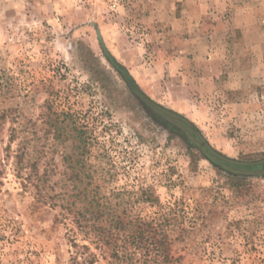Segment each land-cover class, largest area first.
I'll list each match as a JSON object with an SVG mask.
<instances>
[{
    "label": "rangeland",
    "instance_id": "rangeland-1",
    "mask_svg": "<svg viewBox=\"0 0 264 264\" xmlns=\"http://www.w3.org/2000/svg\"><path fill=\"white\" fill-rule=\"evenodd\" d=\"M151 103L263 162L264 0H0V264H124L69 231L93 198L170 219L172 264H264V170Z\"/></svg>",
    "mask_w": 264,
    "mask_h": 264
},
{
    "label": "trees",
    "instance_id": "trees-1",
    "mask_svg": "<svg viewBox=\"0 0 264 264\" xmlns=\"http://www.w3.org/2000/svg\"><path fill=\"white\" fill-rule=\"evenodd\" d=\"M151 104L153 108L162 112L161 115H165L174 124L185 129L213 163L239 174L258 173L264 170V161L242 163L221 155L209 146L195 125L186 118L155 103ZM13 141L14 137L11 136L10 142ZM24 156L25 152L21 150L18 155L19 164ZM32 170L27 178L35 182L32 179L33 167ZM36 178L38 181L35 188L41 200H44L46 196H49L44 193L46 188L43 185L46 182L47 173ZM61 208L63 212L68 213V215L63 213V217L69 221V231L84 234L96 249L109 250L113 261H121L124 264H172L179 259L173 254L176 240L170 230L172 225L168 218L146 219L133 216L128 214L122 204L114 205L107 200L101 201L99 198H93L83 205L68 202V204L61 205ZM73 244L77 246L75 241ZM83 248L89 250L87 245ZM93 259H96L95 255Z\"/></svg>",
    "mask_w": 264,
    "mask_h": 264
}]
</instances>
